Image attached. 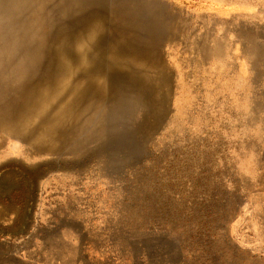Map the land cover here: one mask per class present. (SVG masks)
I'll return each instance as SVG.
<instances>
[{"label":"rangeland","instance_id":"1","mask_svg":"<svg viewBox=\"0 0 264 264\" xmlns=\"http://www.w3.org/2000/svg\"><path fill=\"white\" fill-rule=\"evenodd\" d=\"M7 1L18 13L3 12L0 28L16 23L19 36L0 40V178L10 164L39 177L33 199L28 178L6 175L0 264H264V55L246 52L264 48V0H146V49L108 7L62 17L61 0ZM98 18L106 27L80 70L77 45ZM140 54L146 99L130 125L97 133L85 113L100 100L82 98L67 144L23 157L30 143L6 130L43 93L85 84L89 71H123L118 56ZM6 66L26 73L11 81ZM255 76L249 102L258 112L245 122ZM116 81L124 87L125 77ZM60 99L36 125L56 118ZM77 138L89 145L72 152Z\"/></svg>","mask_w":264,"mask_h":264},{"label":"bare ground","instance_id":"2","mask_svg":"<svg viewBox=\"0 0 264 264\" xmlns=\"http://www.w3.org/2000/svg\"><path fill=\"white\" fill-rule=\"evenodd\" d=\"M61 11L60 15L62 17L70 16H81L85 12H91L92 9H103L108 7L110 14L116 21L117 25H121L123 30H120L123 34L132 36L134 40L138 42L145 43L146 49V0H61ZM34 4V3H33ZM26 5H24V8ZM17 7L10 4L7 0H0V20H4L3 12L6 13H18L17 10L13 9ZM104 16V15H103ZM105 19H107L104 16ZM18 26L16 23H9L5 28H0V40L1 36L11 37V40H15L19 35ZM106 27V22L104 19H96L89 21L88 25L85 27L81 42L77 45L76 53H78L79 66L78 69H85L88 66L87 51L92 50L98 39V36L104 31ZM220 48L215 47L214 52L220 53L224 48V42L219 39ZM263 48V47H262ZM257 48L256 42L251 43L246 49L249 54L250 59H254L255 55H264V48ZM117 49V46L114 48ZM7 50H11L13 55L14 47H8ZM11 56V54H10ZM9 56V57H10ZM7 58V64H11L13 60ZM121 56H118L120 60V65L124 66L123 71H116L112 66L107 72L105 71H89L86 76V83H78L72 85L71 83H63L62 87L55 95L51 96V92L43 93V98L39 99L34 105L32 114L28 115V111H24L21 118H26L30 123V127H26L25 120L15 124L10 125L6 132L10 138L21 137L28 140L29 147L26 149L23 157L34 162L37 158H41L47 154L54 153L60 148L64 143L67 144L68 136H66L67 126L69 121L77 120L83 117V114L77 109L76 102L82 98L96 97L98 102L94 104L92 109L87 110L85 113L87 125H95L97 127V133L104 135L109 127H113L115 123L120 121L122 124L130 125L133 122L132 114L135 110L140 108L146 99V58L144 55L129 57L128 60H121ZM225 67L229 65L228 60H224L223 64ZM10 67V66H9ZM6 66L2 69L3 77L11 79L13 81L15 78H22L25 75V70H15ZM69 68L73 69L71 65ZM122 77H125L124 87H119L118 82ZM58 78V77H57ZM258 76L249 78L246 81V92L248 95V102L252 101V95L254 87H252L253 82L258 81ZM59 79H62L59 77ZM58 79V80H59ZM58 80L55 83H50V88L52 85L58 84ZM60 96L59 106L55 110V119L50 122L45 128H41L36 125L38 116L45 115L47 112V107L50 103V99L55 96ZM65 97V99H64ZM252 105V106H251ZM258 110L254 103L249 102V109L244 117L246 122V116L251 114H257ZM67 137V138H63ZM88 146L84 140L76 139L74 145H68L72 147V152L77 149H81L82 146ZM71 147L67 149L71 150ZM5 172L2 178V185L0 190L4 186V183L9 184L10 178L6 175H12L19 173L24 177L28 183V196L34 199L35 191L38 187V177L39 172L37 170H30L21 167L19 170L16 165L10 164L4 168ZM0 178V180H1ZM4 182V183H3ZM1 183V181H0Z\"/></svg>","mask_w":264,"mask_h":264},{"label":"trees","instance_id":"3","mask_svg":"<svg viewBox=\"0 0 264 264\" xmlns=\"http://www.w3.org/2000/svg\"><path fill=\"white\" fill-rule=\"evenodd\" d=\"M20 175H21V174H20ZM21 176H22V175H21ZM23 176H24V175H23ZM23 176H22V177H23ZM24 177H26V178H27V176H24ZM24 177H23V178H24ZM24 179H25V178H24Z\"/></svg>","mask_w":264,"mask_h":264}]
</instances>
